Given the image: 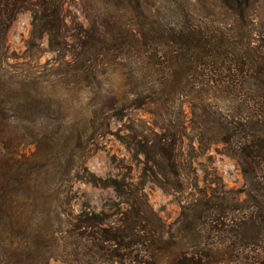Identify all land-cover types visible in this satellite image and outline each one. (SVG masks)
I'll list each match as a JSON object with an SVG mask.
<instances>
[{
	"label": "trees",
	"instance_id": "1",
	"mask_svg": "<svg viewBox=\"0 0 264 264\" xmlns=\"http://www.w3.org/2000/svg\"><path fill=\"white\" fill-rule=\"evenodd\" d=\"M81 1L92 17L84 38L66 32L67 0H0V70L8 58L9 28L28 10L33 41L47 39L52 51H61L69 37L78 39L82 49L73 63L78 74L92 72L96 59L103 62V74L112 64H132L130 93L138 108L148 106L161 117L160 110L179 102L180 129L163 122L153 142L129 144L143 157L146 173L164 187L186 192L179 150L191 135L199 147L222 144L238 162L245 197L226 188L201 191L183 202L177 220L167 224L146 203L143 188L114 180L109 184L119 198L114 212L90 206L60 212L57 227L42 239L51 236L55 248L68 244L70 257L81 264H264V16L255 12L259 0H222L220 6L232 18L213 27L196 23L177 0ZM212 89L229 93L238 108L222 111L212 105L204 96ZM193 93L204 95L194 104L196 126L189 133L181 98ZM5 104L1 96L0 107ZM10 205L1 214L5 222L13 220ZM46 256L39 264H46Z\"/></svg>",
	"mask_w": 264,
	"mask_h": 264
},
{
	"label": "rangeland",
	"instance_id": "2",
	"mask_svg": "<svg viewBox=\"0 0 264 264\" xmlns=\"http://www.w3.org/2000/svg\"><path fill=\"white\" fill-rule=\"evenodd\" d=\"M177 1L204 27L232 18L220 6L222 0ZM255 12L264 16V0ZM65 15L68 36L84 38L92 18L87 3L67 0ZM72 38L61 51H52L47 39L33 41L28 10L16 16L8 31V58L0 70V97L8 101L0 107V264H39L47 250L52 255L46 264H81L70 257L68 244L55 248L53 238L43 240L41 234L58 224L60 212L77 213L84 206L114 212L119 202L109 186L114 180L143 188L146 203L167 224L177 220L183 202L201 191L226 188L245 197L238 162L222 144L199 147L191 135L179 150L186 192L164 187L146 173L143 157L129 144L146 138L153 142L163 122L180 129L179 102L160 110L161 117L148 106L138 108L130 93L132 64H112L103 74V62L96 59L92 72L78 74L74 56L82 48ZM203 95L181 98L189 133L196 126L194 104ZM204 96L222 111L239 106L220 89ZM10 204L13 220L5 222L1 214Z\"/></svg>",
	"mask_w": 264,
	"mask_h": 264
}]
</instances>
